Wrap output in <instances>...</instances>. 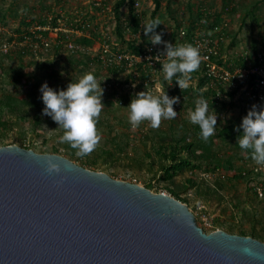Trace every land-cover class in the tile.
I'll list each match as a JSON object with an SVG mask.
<instances>
[{
	"label": "rangeland",
	"instance_id": "obj_1",
	"mask_svg": "<svg viewBox=\"0 0 264 264\" xmlns=\"http://www.w3.org/2000/svg\"><path fill=\"white\" fill-rule=\"evenodd\" d=\"M116 1L103 0L111 6H114ZM138 1L145 25L151 21L156 0ZM159 1L161 6L156 19L160 20L161 25L157 28L170 43L176 38L179 25L195 21L198 6L202 4L213 11L222 12L223 18L229 21V54L230 49L234 47L239 51L253 52L255 47L264 50V0ZM228 1L233 6L229 12L224 6ZM95 2L96 0H0V24L3 25L0 29V46L4 38L12 33L32 22H40L48 13L56 14L60 9L69 14L78 9L84 16L93 17L97 22L96 30L101 26L113 39L117 35L115 18L111 17L109 12H100ZM128 9V4L121 8L122 16H128ZM71 37L83 44L80 36ZM97 41L98 38L89 44L92 49L90 46L80 48L76 55L65 50L57 54L52 48L44 56V63L34 56H20L18 52H3L0 49V94L7 92L18 96L24 103L23 108L29 110L22 118L8 114L10 122L5 131L1 132L3 143L30 146L38 152L60 153L91 169L108 172L113 177L149 185L154 191L166 190L171 194L170 189L179 191L181 198L186 200L195 212L199 225L206 231L222 228L239 233L243 229L249 233L247 235L255 231L259 235L257 238L264 241V198L255 195L247 178L233 176L238 170L255 164L250 154L241 150L237 144V130L234 135L217 137L213 142V149L218 152L222 161L218 171L224 173V176L186 169L172 180L159 178L162 164L168 160L161 156L157 149L161 144L167 145L183 134L189 135L190 139L194 138V125L188 120V112L190 109L194 110L195 106L190 104V99L173 93L174 97L179 98V102L173 105L178 113L176 118L162 121L158 129H153L148 122H144L140 126L147 128L146 136H132L128 122L129 103L119 104L113 99V93L104 85L109 71L101 61L93 57L94 47L98 46ZM88 72H92L101 82L102 103L105 108L97 124L102 136L101 141L90 155L81 158L69 144L59 142L63 129L59 128L52 118L36 123L31 115L38 105H44L40 88L45 82L56 91L66 90L69 83L78 81ZM51 73L52 76L49 75ZM116 75L123 76L119 72L114 74ZM166 86L173 90L169 81H166ZM197 96L200 94L197 93ZM253 105L246 95L240 93L231 101L209 107V114L217 116L215 132L237 120L243 111L251 110ZM42 116L45 114L42 113ZM190 179L194 181L191 182ZM195 182H198V185H194ZM210 187L217 189L212 190Z\"/></svg>",
	"mask_w": 264,
	"mask_h": 264
},
{
	"label": "water",
	"instance_id": "obj_2",
	"mask_svg": "<svg viewBox=\"0 0 264 264\" xmlns=\"http://www.w3.org/2000/svg\"><path fill=\"white\" fill-rule=\"evenodd\" d=\"M0 264H264V241L206 231L171 193L2 144Z\"/></svg>",
	"mask_w": 264,
	"mask_h": 264
},
{
	"label": "built area",
	"instance_id": "obj_3",
	"mask_svg": "<svg viewBox=\"0 0 264 264\" xmlns=\"http://www.w3.org/2000/svg\"><path fill=\"white\" fill-rule=\"evenodd\" d=\"M95 3L100 12H109L110 16L115 18L113 6L103 0H96ZM139 5L140 2L135 0V13L142 17ZM123 19L124 36L116 35L112 39L107 30L101 26L98 29L101 34L98 37V46L94 47V55L109 71L108 77L104 80L105 87L113 93V98L119 104H130L136 93L146 90L152 91L154 94L166 92L170 98L174 97L173 91L166 86L162 73L164 43L153 45L150 42L151 33L148 36L144 35L142 20L139 27L133 29L128 18L123 16ZM45 20V22L36 21L27 24L21 30L4 38L0 46L1 51L21 52L23 55L39 59H44V56L54 47H59L66 52H76L78 49H84L90 45L84 46L71 36L91 37L92 29L97 24L95 20L84 18L78 9L70 14L60 9L56 14L48 13ZM203 21L204 19L183 22L176 29V38L171 41L173 45L191 43L200 49L203 60L199 70L192 73L189 88H198L199 82L203 78L204 83L201 90L207 92L203 98L207 100L208 107L231 101L234 96L240 93L246 95L258 108L264 107V50L258 48L257 52L253 53L249 50L239 51L234 47L230 49L229 54L227 43L229 21L223 18L220 23L210 26L202 25ZM1 28L3 25L0 24ZM143 36L146 38L144 39ZM130 41L142 43L141 51L137 52L128 48ZM162 41L168 42L164 36H162ZM122 42L124 47L121 46ZM89 48L92 49V46ZM238 59L245 63H237ZM116 72L123 76H114ZM169 83L175 92L176 81H169ZM176 94L182 98L186 97L179 87ZM129 129L132 136L136 138L145 137L148 133L146 127L139 126L133 129L130 123ZM247 169H250L252 173V190L259 198H264V166L253 164L243 168L242 172L245 174ZM206 174L224 176V173L218 170L206 172ZM162 191L167 192L166 190Z\"/></svg>",
	"mask_w": 264,
	"mask_h": 264
},
{
	"label": "clouds",
	"instance_id": "obj_4",
	"mask_svg": "<svg viewBox=\"0 0 264 264\" xmlns=\"http://www.w3.org/2000/svg\"><path fill=\"white\" fill-rule=\"evenodd\" d=\"M158 25H161L158 18L147 22L143 25L144 35L151 33L149 40L153 45L164 43V60L161 62L163 78L170 82L175 80L183 92L190 87L192 73L199 70L203 57L200 49L191 43L173 45L162 41V34L155 32ZM100 84L96 76L88 72L77 82L69 83L66 90L56 91L47 82L40 88L45 105L44 114L50 116L63 129L59 142L69 144L81 158L90 155L102 138L97 127L105 108ZM202 93L203 90H200L199 98L194 101V110H189L188 120L199 127L200 138L207 142L215 134L217 116L209 114L208 102ZM178 102V97L170 98L166 92L154 94L148 90L140 91L133 96L128 106V122L133 129L143 122L158 129L162 121L176 118L178 113L173 105ZM240 128L243 129L242 134L237 137L240 149L247 151L256 165L264 166V107L253 105L242 119ZM240 128L236 130L239 132ZM46 170L50 174L59 173L60 168L49 159Z\"/></svg>",
	"mask_w": 264,
	"mask_h": 264
},
{
	"label": "trees",
	"instance_id": "obj_5",
	"mask_svg": "<svg viewBox=\"0 0 264 264\" xmlns=\"http://www.w3.org/2000/svg\"><path fill=\"white\" fill-rule=\"evenodd\" d=\"M134 3H135V0H117L115 5L113 6L114 13H115V20H116L115 31L118 36H124V33H123L124 19L121 13V8L124 5L128 4V7H129L128 9L129 12L127 16L129 24L133 27V29H137L140 25L142 17L135 13ZM160 6H161L160 1L156 0V5L152 11L151 20L156 19V14ZM224 6H226L225 10L227 12H229L231 8L233 9V6L230 5L229 1L226 4H224ZM83 17L87 19H91L92 21L95 20L93 17L84 16V15ZM201 19H204V21L202 22V25L204 26L218 24L223 19V13L220 11H213L211 10L210 7L201 4L198 6V13H197V16L195 17V20H201ZM45 21H46L45 19H41V22H45ZM53 24H55V21H53ZM96 28H97V24H95V26L92 29L91 37L81 38L82 42L81 41L80 42L83 43L84 46L92 44V42H94L100 36L101 31L96 30ZM95 31L97 33H95ZM155 32L158 34H162L158 28L155 29ZM121 46L124 47L125 46L124 43ZM127 47L132 49L133 51L139 52L141 51L142 43H135L134 41H130L128 42ZM257 50L258 48L255 47L253 53H256ZM52 51H54L57 54L62 52V50L59 47H54ZM18 53H19L18 55L24 56L23 53L21 52H18ZM69 54L76 55L77 52H70ZM93 57L96 60H99L96 55H94ZM38 61L39 62L42 61L44 63L45 59L44 60L39 59ZM236 62L243 63V64L245 63V61L241 59H238ZM49 75L52 76L53 74L51 73ZM72 82H77V81L73 80ZM203 83L204 82L202 78L199 82L198 88L196 89L188 88L183 91L186 94V98L191 100L190 104H192V106H195L194 101L195 99L199 97L197 96V93L200 94V90H201ZM176 85H177V88L175 89V92H174V89L172 90L174 94L178 92L179 86L177 83ZM202 94L206 95L207 92L204 91ZM111 95L113 97V94ZM22 103L23 102L21 101V99L12 93L5 92L3 94H0V142H1L0 145L4 144L3 143L4 137L1 134V132H3V130L5 131L6 126L10 122L9 121L10 118H8V114H11L18 118H22V117H25V114L29 113V110L23 108ZM223 103L224 102H221L215 106L222 105ZM44 108H45V105L43 104L38 105V108L31 115V118L33 119L34 122L42 123L44 119L51 118L48 115H45L44 117L42 116V113H44L43 112ZM248 111L249 110L246 109L245 111H243V113L237 120L218 129L215 132V134L209 138L207 142H205L204 140L200 138V129L197 125H194L195 136L193 139H190L189 135L187 136L186 134H183L182 136L177 137L175 140H173V142L168 143L167 145L161 144L157 149L158 153L164 158H166L168 162L165 164H162V167L160 169L161 174H159V178L164 179V180H172L174 176H176L178 173L183 172L186 169H190L191 171L201 170L203 172H210V171L214 172V171L219 170V167L221 166L222 161L220 160L218 152L213 149V142L215 138L217 137H227V136L234 135L235 130L237 128H240V125L242 124V119L247 115ZM242 132H243V129L240 128V131L239 132L237 131L236 134L241 135ZM27 147H30V146H27ZM242 170L243 169H240L237 172L233 173V176L238 177V178H247L249 181V187L252 190V183H251L252 173L250 169H247V172L245 174L242 172ZM189 181L193 182L194 180L190 179ZM194 185H198V182H195ZM146 186L150 187L149 185H146ZM215 187H218V186L215 185ZM215 187H210L209 189L215 190L217 189ZM170 191L175 197L183 201H186L181 198L179 191H176L173 189H170ZM239 233L249 234L243 229L239 231ZM250 234L254 237H259V235L255 233V231Z\"/></svg>",
	"mask_w": 264,
	"mask_h": 264
}]
</instances>
